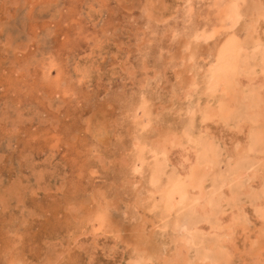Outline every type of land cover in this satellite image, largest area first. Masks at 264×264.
I'll list each match as a JSON object with an SVG mask.
<instances>
[{
    "label": "rangeland",
    "instance_id": "1",
    "mask_svg": "<svg viewBox=\"0 0 264 264\" xmlns=\"http://www.w3.org/2000/svg\"><path fill=\"white\" fill-rule=\"evenodd\" d=\"M235 3L0 0V264H176L185 239L190 264H264V66L241 85L262 111V143L248 158L235 156L247 145L245 106L227 123L199 113L221 95L220 86L207 93L208 70L236 42L252 53L246 26L264 0H242L233 15ZM197 141L217 154L204 166L218 206L213 199L207 217L180 197L169 210L160 193L168 179H186ZM230 225L227 250L210 251ZM144 245L156 254L145 257Z\"/></svg>",
    "mask_w": 264,
    "mask_h": 264
},
{
    "label": "bare ground",
    "instance_id": "2",
    "mask_svg": "<svg viewBox=\"0 0 264 264\" xmlns=\"http://www.w3.org/2000/svg\"><path fill=\"white\" fill-rule=\"evenodd\" d=\"M235 1L236 3L235 4H238L237 7H233L232 9H230L229 12H231L233 15L236 13V11L238 10V8H241L243 7V4L241 3L242 0H233ZM261 1V0H260ZM254 4V3H253ZM252 7V6H251ZM257 7V6H256ZM261 7V6H260ZM264 7V6H262ZM249 8V7H248ZM227 11V10H226ZM240 20V19H239ZM238 22V21H237ZM263 22H264V13L263 14H260V11L259 9H254L253 10V18H252V22L251 24L247 25L246 27V33H247V36H246V44L247 46L250 45L252 46V53L251 54H242L243 51V47H242V44L238 45V43L236 42L237 45L233 44L231 45V47H229L227 49V51L225 52L224 55H222L219 59V61H217L218 63L216 64V66H212L208 72L206 73L205 75V83H206V86H207V93H210L212 92L213 96L216 94L219 86H220V89H221V95L220 97H218L216 99V106H212V105H206L204 106V108H202L201 110H199V113L202 117V120L204 121H213V122H216V123H220V122H223V123H227L228 121V118H229V113H232L233 109H236L235 107L237 105H239V103L243 106H245V108H247L248 110V114H249V118L248 120H246V122L244 121L245 123V126H246V136H247V139L245 140V142L247 141V145H245V147H243L244 149L241 150V152L235 154L236 157H238L239 159L240 158H244L245 159V155L247 152H249L248 150H252V147H253V144L256 145V144H260L262 143V136L259 135V133H257L256 129H255V125L254 123L259 119V122H261L260 120V117H261V114H262V111H260L259 109H253L255 108L254 106L255 105V102H257L255 99H254V94L252 93H255L254 89H250L248 87V90L245 89V91L248 93V95H246V93H244V90L243 88L241 87L242 84V80L243 78L244 79H247L249 82H253L254 79L252 78H249L250 76H254L256 75V69L258 66H264V47H262L261 45L264 44V31L261 32L262 30V27H263ZM234 26V25H233ZM264 29V28H263ZM243 32V31H242ZM245 44V45H246ZM250 51V52H251ZM195 54V53H194ZM262 71L264 70V68L261 69ZM195 80L194 79L192 81V86L195 85ZM262 80V79H261ZM201 81V80H200ZM247 82V83H249ZM255 83V82H254ZM246 84V83H244ZM260 84V83H259ZM248 85V84H247ZM191 86V87H192ZM199 86V85H198ZM202 86H203V83H202ZM190 87V86H189ZM188 87V88H189ZM195 87V86H194ZM201 87V86H200ZM197 88V87H196ZM259 93V92H258ZM192 94V93H191ZM260 94V93H259ZM192 96V95H191ZM210 96V94H209ZM260 97V96H259ZM262 106V105H261ZM241 109V108H240ZM236 110H234L235 112ZM193 112V111H192ZM245 112V110H244ZM239 113V112H238ZM247 113V112H246ZM190 115V113H188ZM195 114V113H194ZM233 115V114H230V116ZM240 116V114H238ZM244 115V114H242ZM196 116V114H195ZM241 117V116H240ZM238 117V118H240ZM193 119V117H191ZM236 119H237V116H236ZM245 119V118H244ZM195 120V119H194ZM239 120V119H238ZM193 121V120H192ZM235 121V120H234ZM191 122V121H190ZM237 122V120L235 121ZM234 123V122H233ZM238 123V122H237ZM236 123V124H237ZM259 124V123H258ZM190 126V125H189ZM244 126V127H245ZM237 127V126H236ZM244 127H241L240 126V130H242ZM189 128V127H188ZM207 128V127H206ZM206 128L204 127V129L206 130ZM224 128V127H223ZM222 128V129H223ZM239 128V127H238ZM207 131V130H206ZM204 132V131H203ZM208 132V131H207ZM175 134V133H174ZM166 135V134H165ZM184 135V134H183ZM196 135V134H195ZM212 135V133H211ZM235 135V134H234ZM168 136V135H167ZM166 136V137H167ZM185 136V135H184ZM170 137V136H169ZM177 137V136H176ZM236 137V136H235ZM242 137V136H241ZM165 138V136H164ZM221 138V137H220ZM264 138V137H263ZM159 139V138H158ZM217 139V138H216ZM240 139V138H239ZM242 139V138H241ZM173 140V139H172ZM168 141V140H167ZM211 141V140H209ZM213 141V140H212ZM211 141V142H212ZM239 141V140H238ZM243 141V140H242ZM171 142V141H170ZM197 146L199 147V150L197 149L196 150V153H195V159H193V163H191L190 165L194 166L189 170V172H187V175H186V179L183 181V182H179V181H176L174 179L172 180H169L166 181L164 184H162V190L160 191V193H162V196L160 194L161 197H163L165 199V203L166 205H168V209L170 210V208H172L173 206V200L176 198V197H180L181 200H184L186 202H189L190 205H193L194 204L196 205L195 206V209L197 211V213H200L202 215H210V212L212 210V205H213V199L216 198L215 196L214 197H211V196H208L209 194H206L205 192V178H209V176L207 177V168H210V162L211 160H215L217 157L214 154H211L213 153V150L214 148H212V144L210 143V145H208L207 143H205V141H197ZM194 142V144H196ZM163 144V143H162ZM160 144V150L163 152V153H166V147L164 145ZM172 144V143H171ZM177 144V143H176ZM188 144V142H187ZM214 144V143H213ZM159 145V144H157ZM240 145V144H239ZM238 145V146H239ZM242 145V144H241ZM240 145V147L242 148V146ZM261 145V144H260ZM259 145V147H260ZM262 145L264 146V144L262 143ZM177 146V145H176ZM158 147V148H159ZM215 147V145L213 146ZM157 148V147H156ZM238 148V147H237ZM195 149V148H194ZM218 149V148H216ZM236 149V148H235ZM261 149V148H260ZM259 149V150H260ZM158 151V149H156ZM185 150V149H184ZM215 150V149H214ZM256 150V149H254ZM160 151V153H162ZM187 152V151H186ZM185 152V153H186ZM233 152V151H232ZM245 152V153H244ZM254 152V151H253ZM177 153V152H176ZM183 153V152H182ZM217 153V152H216ZM259 154V152H257ZM263 153V156H264V151L262 152ZM154 154V153H153ZM157 154V153H156ZM211 154V155H210ZM221 154V153H220ZM245 154V155H243ZM254 154V153H253ZM213 155V157H212ZM222 155V154H221ZM248 155V154H247ZM246 155V157H247ZM252 155V154H251ZM157 156V155H156ZM163 156V155H162ZM168 156V155H167ZM193 156V155H192ZM191 156V157H192ZM159 157V156H158ZM190 157V156H189ZM251 157V156H250ZM248 158V157H247ZM261 158V157H260ZM259 158V160H260ZM228 159V158H227ZM242 159V160H244ZM258 159V158H257ZM264 160V158H262ZM157 160V159H156ZM165 160V159H164ZM170 160V159H168ZM248 160V159H247ZM262 160V161H263ZM261 161V162H262ZM162 162V160H161ZM242 162V161H241ZM248 162V161H247ZM246 162V163H247ZM257 162V160H256ZM259 162V161H258ZM257 162V163H258ZM249 163V162H248ZM163 164L166 165V163L164 162ZM203 164V165H202ZM214 164V163H213ZM241 164V163H240ZM250 164V163H249ZM203 166V168H200L199 166ZM233 165V164H232ZM242 165V164H241ZM244 165V164H243ZM248 165V164H247ZM252 164H250L248 167H250ZM197 166V167H196ZM207 167L206 169L204 168ZM240 166V165H239ZM163 167V166H162ZM167 167V166H166ZM173 167V166H172ZM189 167V165L187 166V168ZM228 167V165H227ZM236 167V166H235ZM232 168V167H231ZM231 168H228V169H231ZM241 168V167H240ZM253 168V167H252ZM260 168V167H259ZM173 169V168H172ZM175 169V168H174ZM185 169V168H184ZM213 169V167H212ZM245 168H243V172L246 170H244ZM248 169V168H247ZM256 169V168H255ZM165 170V169H164ZM167 170V169H166ZM170 170V169H169ZM215 170V169H214ZM233 170H235L233 168ZM165 172V171H164ZM248 172V170H247ZM246 172V174H247ZM151 173V172H150ZM176 173V172H175ZM152 174L155 176L154 179L156 180V182H159L162 175H163V170L161 169V167H158V166H155L153 167L152 169ZM210 174V173H209ZM244 174V173H243ZM254 174H257V173H254ZM152 175V176H153ZM217 175V173H216ZM233 175V174H232ZM249 176V174H247ZM246 175V176H247ZM258 175V174H257ZM164 176V175H163ZM179 176V174H178ZM237 176V174H236ZM255 176V175H254ZM260 176V175H259ZM263 176V175H262ZM220 177V176H219ZM233 177V176H232ZM258 177V176H257ZM172 178V177H171ZM229 179L231 177H228ZM260 178V177H259ZM264 178V177H262ZM184 179V178H183ZM221 179V178H220ZM217 178V181L220 180ZM227 179V180H229ZM238 179V178H237ZM216 180V179H215ZM224 180V179H223ZM239 180V179H238ZM182 181V180H181ZM226 181V180H225ZM242 181H244V179H242ZM248 181V180H247ZM233 182V181H232ZM237 182V181H235ZM263 185H264V180L262 179V181H260ZM213 183V182H212ZM227 183V182H226ZM225 183V184H226ZM234 183V182H233ZM232 183V184H233ZM248 183V182H247ZM222 182L220 184H216V185H221ZM224 185V184H223ZM252 186V185H251ZM209 187V186H208ZM226 187V185H225ZM224 186L222 187L225 188ZM228 187V186H227ZM230 187V186H229ZM228 187V188H229ZM242 187H243V184H242ZM261 187H263L261 185ZM213 188V187H212ZM211 188V189H212ZM226 188V189H228ZM239 188V187H238ZM244 188V187H243ZM251 188V187H250ZM259 188V187H258ZM159 189V188H158ZM218 189H219V186H218ZM217 189V190H218ZM220 189H221V186H220ZM219 189V190H220ZM230 189V188H229ZM228 189V190H229ZM249 189V188H248ZM253 189V188H251ZM260 189V188H259ZM258 189V190H259ZM216 191V194L217 192ZM233 190H235L233 188ZM250 190V189H249ZM156 194H157V191H155ZM154 192V193H155ZM251 192V191H250ZM253 192V190H252ZM255 192V191H254ZM215 193V192H214ZM222 193V191H221ZM225 193V192H224ZM230 193V192H229ZM239 193V191H238ZM259 193V191H258ZM228 194V193H227ZM235 194V193H234ZM242 194V193H241ZM257 194V193H256ZM218 195V194H217ZM226 195V193H225ZM232 195V194H231ZM190 196V197H188ZM213 196V195H212ZM227 196V195H226ZM255 196V194H254ZM258 196V195H257ZM234 197V196H233ZM239 197V195H238ZM237 197V198H238ZM241 197V196H240ZM239 197V198H240ZM217 198H219L217 196ZM224 199L226 197H223L220 196V198L217 200V201H220V199ZM228 198V197H227ZM242 198V197H241ZM260 197L257 198V200H259ZM263 198V197H262ZM176 200V199H175ZM229 200V199H228ZM215 201V199H214ZM223 201V200H222ZM236 201V200H235ZM216 202V201H215ZM229 202V201H228ZM178 203V202H177ZM224 203V202H223ZM226 203V202H225ZM237 203V202H236ZM261 203V202H260ZM180 204V203H179ZM220 204V202H219ZM229 204V203H228ZM231 204V203H230ZM238 204V203H237ZM189 205V206H190ZM232 205V204H231ZM181 206V205H179ZM217 206V202H216V205H214V207ZM241 206V205H240ZM191 207V206H190ZM188 207V208H190ZM218 207V206H217ZM224 207V206H223ZM221 208V207H219ZM174 209V208H173ZM180 210V209H179ZM187 210V209H186ZM262 210V208L260 209ZM190 211V210H189ZM218 211V210H217ZM217 211L214 213L216 215ZM195 212V211H194ZM169 213V212H168ZM190 213V212H189ZM263 213V212H262ZM186 214H187V211H186ZM195 214V213H194ZM220 214V211L219 213ZM189 215V214H188ZM201 215V216H202ZM206 215V217H207ZM218 217V215H216ZM263 216V215H262ZM209 217V216H208ZM261 217V216H260ZM166 218V217H165ZM169 218V217H168ZM202 218V217H201ZM204 218V217H203ZM213 218V217H212ZM220 217H218L217 219H219ZM174 219V218H173ZM192 220L188 221V225H187V230H189V228L192 226V225H195V222L193 221V218H191ZM263 219V217H262ZM168 220V219H167ZM170 220V219H169ZM175 220V219H174ZM213 220V219H212ZM193 221V222H192ZM207 221V220H206ZM221 221V220H220ZM219 221V222H220ZM224 221V220H223ZM165 222V221H164ZM163 222V223H164ZM167 222V221H166ZM169 222V221H168ZM171 222V221H170ZM169 222V223H170ZM162 223V224H163ZM176 223V222H175ZM186 223V222H185ZM209 223V222H207ZM206 223V224H207ZM223 223V222H222ZM226 223V222H224ZM232 223V222H231ZM183 224V223H181ZM168 225V224H167ZM171 225V224H170ZM173 225V224H172ZM176 225V224H175ZM198 225V224H197ZM223 225V224H221ZM232 225V224H231ZM226 226L224 228V230H221L219 231L220 232V235H218V237H220V241H216V242H212L209 244V247L211 248L210 251L212 250L213 252H218V251H222L224 249L227 250V248L229 247V244H230V235H231V229H232V226ZM182 227L184 225H181ZM174 227V225H173ZM176 227V226H175ZM174 227V229H176ZM177 227H178V224H177ZM199 227V226H198ZM221 226H219L220 228ZM171 228V227H170ZM186 228V227H185ZM206 228V227H205ZM211 228V227H210ZM218 228V227H217ZM166 229V228H165ZM180 229V227H179ZM184 229V228H183ZM182 229V230H183ZM191 229V228H190ZM193 229V228H192ZM195 229V228H194ZM193 229V231H194ZM201 229V228H200ZM202 230V229H201ZM186 231V230H185ZM203 231V230H202ZM218 231V230H216ZM184 232V230H183ZM188 232V231H187ZM189 232H192L189 231ZM188 232V233H189ZM214 232V231H213ZM212 232V233H213ZM144 233V232H143ZM181 233V232H180ZM208 234V233H207ZM214 235L216 233H213ZM174 235V234H173ZM190 235V234H189ZM198 235V234H197ZM196 234H191L190 236H187L190 237V238H193V239H197ZM205 235V234H204ZM213 235V236H214ZM183 236V235H181ZM202 233H201V236L202 237ZM204 237V236H203ZM212 237V236H211ZM210 237V238H211ZM183 238V237H182ZM185 238V236H184ZM187 238V237H186ZM205 238V237H204ZM233 238V237H232ZM206 239V238H205ZM213 240V238H212ZM218 240V239H217ZM180 241V240H179ZM187 241V242H186ZM194 241V240H193ZM199 241V240H198ZM197 241V242H198ZM201 241V240H200ZM215 241V240H214ZM148 242V241H147ZM186 242V243H185ZM185 242L184 244H182L183 246H181V248L179 249V252L177 251V254H178V258L176 259V264H190V256H189V253H190V241H188V239L186 240L185 239ZM175 243L177 244V242L175 241ZM200 243V242H199ZM198 243V244H199ZM141 243H139L140 245ZM145 244H148V243H145ZM180 244H181V241H180ZM179 244V245H180ZM189 244V246H188ZM149 245V244H148ZM142 247V245H140ZM157 246V245H156ZM200 246H201V243H200ZM145 247V245H144ZM154 246H152L153 248ZM176 247V246H175ZM192 247V246H191ZM149 247H145V249L143 248V250L139 249V251H141V253H143V255L145 257H153L156 253L153 252L152 253V250H150V248L148 249ZM206 248V246H205ZM161 249V248H160ZM176 249V248H175ZM174 249V250H175ZM195 249V248H194ZM155 250V249H154ZM198 250V249H197ZM209 250V249H208ZM151 251V253H150ZM161 251V250H160ZM176 251V250H175ZM174 251V252H175ZM201 250L199 249V253L201 254L200 252ZM205 251V250H204ZM225 251V250H224ZM223 251V252H224ZM159 252V251H158ZM222 252V253H223ZM160 253V252H159ZM176 253V252H175ZM192 253V252H191ZM194 253V252H193ZM192 253V254H193ZM222 253L220 252L219 254L222 255ZM191 254V256H192ZM196 255V257H198V252L194 253ZM203 254V253H202ZM200 256V260L202 261H207L206 260V257L204 255ZM209 254V252H208ZM217 255V254H216ZM158 257V255H157ZM194 257V256H192ZM209 257V256H208ZM146 259V258H145ZM192 259V258H191ZM152 261V260H150ZM136 262V261H135ZM153 262V261H152ZM195 262V261H193ZM148 263V262H147ZM202 263V262H201ZM208 263V262H207ZM221 263V262H220ZM219 263V264H220ZM223 263V262H222ZM138 264V263H137ZM172 264V263H171ZM195 264V263H194Z\"/></svg>",
    "mask_w": 264,
    "mask_h": 264
}]
</instances>
